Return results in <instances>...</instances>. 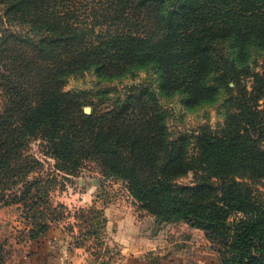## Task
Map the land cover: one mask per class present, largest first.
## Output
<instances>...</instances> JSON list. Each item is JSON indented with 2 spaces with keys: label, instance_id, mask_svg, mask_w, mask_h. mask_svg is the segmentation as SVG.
<instances>
[{
  "label": "trees",
  "instance_id": "trees-1",
  "mask_svg": "<svg viewBox=\"0 0 264 264\" xmlns=\"http://www.w3.org/2000/svg\"><path fill=\"white\" fill-rule=\"evenodd\" d=\"M254 48L264 49V0H0L1 204L23 207L30 240L59 224L64 204H52L54 182L30 150L42 140L58 170L76 175L93 160L157 223L202 229L223 264H264V202L252 184L264 179V65L251 69ZM88 70L155 77L99 110L105 101L90 91L64 90ZM174 95L187 108L223 98V122L172 132L162 97ZM92 209L96 230L69 248L105 230Z\"/></svg>",
  "mask_w": 264,
  "mask_h": 264
},
{
  "label": "rangeland",
  "instance_id": "rangeland-1",
  "mask_svg": "<svg viewBox=\"0 0 264 264\" xmlns=\"http://www.w3.org/2000/svg\"><path fill=\"white\" fill-rule=\"evenodd\" d=\"M249 63L252 70H260L264 65V49L254 48ZM150 77L152 79L155 77L151 71L140 70L134 75L103 79L97 77L93 70H88L83 74L70 75L66 80L64 90L70 92L90 91L86 97L95 102L104 100L105 102L101 103L98 109L106 110L112 105L115 98L125 94L127 86L144 82ZM244 81L247 85H251L253 76H245ZM100 90H109V99L104 98L101 94L98 95ZM222 99L219 98L213 104L205 103L187 108L181 102L180 96L174 95L163 96L162 103L171 115L169 118L170 129L176 133L180 130L196 128L204 123H209L213 127L219 126L224 119ZM6 100L7 97L0 91V112L3 111ZM93 110L94 106L92 105L84 107L86 114H91ZM30 150L43 162V175L54 182L50 196L52 204L54 206L64 204V208L59 206L60 208L57 209L58 211L56 210L55 214L63 213L59 223L66 227L70 237L72 236L71 241H74L73 236H80L85 229L96 230L99 217H93L94 209L92 207L94 206L103 210V214L107 218L106 225H110L108 216H106L108 208L116 210L121 208L122 212L129 213L131 218L149 219L150 223L149 216L153 215L144 210L141 204L132 197L126 183L118 178L105 177L97 162L88 160L76 175H72L55 167L56 160L47 154V148L42 140H32ZM191 178L192 174L182 181L189 183ZM252 184L257 198L264 202V179ZM42 204L48 205L44 201ZM22 209L23 207L18 203L3 205L0 202V256L3 257L4 263L12 255L29 253L34 249V246L36 247L35 240L29 239V226L26 224ZM46 210L44 208V211ZM71 226L73 227L72 231L67 229ZM150 230L151 228H149ZM157 230L158 226H155L150 234H154ZM200 230L205 235V232ZM111 232L106 226L105 230L99 229L96 237L92 236L87 239L84 245L79 247L76 244L72 245L65 253L64 264H73L76 254L81 258L80 264H114L120 255V253L118 254L120 248L114 241L115 230L113 233ZM205 238H207L206 235ZM209 242L212 244L210 240ZM212 247L219 254L213 244ZM76 248H83L80 249L82 252L78 253Z\"/></svg>",
  "mask_w": 264,
  "mask_h": 264
},
{
  "label": "crops",
  "instance_id": "crops-1",
  "mask_svg": "<svg viewBox=\"0 0 264 264\" xmlns=\"http://www.w3.org/2000/svg\"><path fill=\"white\" fill-rule=\"evenodd\" d=\"M106 216L110 222L107 229L111 233L115 230L114 241L120 248L114 264H223L202 231L186 222L157 223L150 215L149 223V219L131 218L121 208H108ZM155 226H158L157 232L150 234ZM71 237L59 223L40 241H35L36 247L31 252L14 254L4 264H64ZM80 249L83 248L76 251L82 252ZM80 261L76 254L73 264Z\"/></svg>",
  "mask_w": 264,
  "mask_h": 264
},
{
  "label": "built area",
  "instance_id": "built-area-1",
  "mask_svg": "<svg viewBox=\"0 0 264 264\" xmlns=\"http://www.w3.org/2000/svg\"><path fill=\"white\" fill-rule=\"evenodd\" d=\"M238 215H241V213H239Z\"/></svg>",
  "mask_w": 264,
  "mask_h": 264
}]
</instances>
